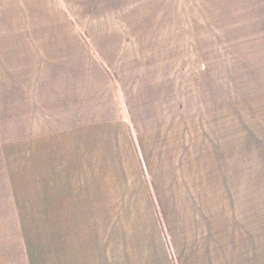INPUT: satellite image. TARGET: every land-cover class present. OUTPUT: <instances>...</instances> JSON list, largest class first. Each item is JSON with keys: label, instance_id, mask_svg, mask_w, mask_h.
I'll return each mask as SVG.
<instances>
[{"label": "crops", "instance_id": "crops-1", "mask_svg": "<svg viewBox=\"0 0 264 264\" xmlns=\"http://www.w3.org/2000/svg\"><path fill=\"white\" fill-rule=\"evenodd\" d=\"M169 2L0 0V264H264V209L206 236L192 219L255 199L264 0H208L256 95L195 116L162 112L143 80L113 75V58L177 55L168 18L145 15Z\"/></svg>", "mask_w": 264, "mask_h": 264}, {"label": "rangeland", "instance_id": "rangeland-1", "mask_svg": "<svg viewBox=\"0 0 264 264\" xmlns=\"http://www.w3.org/2000/svg\"><path fill=\"white\" fill-rule=\"evenodd\" d=\"M169 1L167 7L152 9L151 13L146 11L145 15L168 18L171 23L168 27L175 31V34H169L168 37H176V40L168 42V52L177 55L113 58L118 69L116 74L112 72L115 78L119 75L125 80H143V85L150 86L144 88L146 95H150L148 98L151 97V93L152 96L154 95L151 99L160 102L162 112H174L183 116L206 113L213 108H223L229 103H237L241 100L246 103L249 101L246 99L256 95L252 91L249 93L247 86L255 85L256 82L247 81L246 65L241 67L240 63H236L237 61L230 65V57L225 55L224 41L221 39L222 25H218L219 19L217 17L214 19L211 15L208 0ZM241 69L244 71L240 72ZM133 70L135 72H132ZM137 89L131 90L136 93L132 96V99L135 98L136 112L145 113L154 101H149L146 97L147 100L137 97L139 92ZM117 96L120 107L127 108V96L123 88L117 89ZM253 131L256 130L253 129L250 133ZM254 149L255 147L250 146L248 155ZM253 167L254 165L248 167L249 176L256 171V167ZM251 178L257 181L256 186L248 184L249 190L251 187L256 189L249 191L256 194L250 195L255 199L223 203L215 200V209L217 208L220 214L226 212V216L192 218L195 226L199 227L200 236H206L209 226L239 224V212L243 208L264 209V168ZM231 195L233 197V193L228 191L224 196ZM222 207L226 210H222ZM159 220L171 253L168 232L166 228L164 229L162 218ZM123 227L126 228V224Z\"/></svg>", "mask_w": 264, "mask_h": 264}]
</instances>
